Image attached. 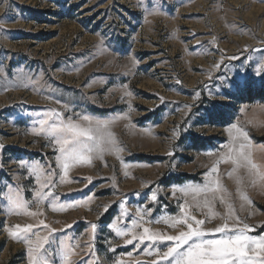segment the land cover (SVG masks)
Listing matches in <instances>:
<instances>
[{
	"label": "rangeland",
	"instance_id": "obj_1",
	"mask_svg": "<svg viewBox=\"0 0 264 264\" xmlns=\"http://www.w3.org/2000/svg\"><path fill=\"white\" fill-rule=\"evenodd\" d=\"M0 212V264H264V0H0Z\"/></svg>",
	"mask_w": 264,
	"mask_h": 264
},
{
	"label": "bare ground",
	"instance_id": "obj_2",
	"mask_svg": "<svg viewBox=\"0 0 264 264\" xmlns=\"http://www.w3.org/2000/svg\"><path fill=\"white\" fill-rule=\"evenodd\" d=\"M22 163L18 162L16 163V166H15V178L16 180L14 181V186L17 187L18 189H22ZM7 171L4 170L3 174L7 175L6 174ZM4 212V211H2ZM1 214V212H0ZM3 214V213H2ZM34 214V213H33ZM4 215H5V212H4ZM4 215H2L4 217ZM7 216L5 217H9L8 220H6V223L8 222L9 225H5V228H4V231L7 232L9 234V231L11 229H17L18 231H21L23 230L28 224L25 223L26 219L24 218L25 215L22 214V213H8L6 214ZM5 223V222H4Z\"/></svg>",
	"mask_w": 264,
	"mask_h": 264
}]
</instances>
